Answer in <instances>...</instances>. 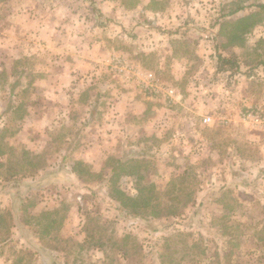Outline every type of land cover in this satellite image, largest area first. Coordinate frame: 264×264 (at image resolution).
Here are the masks:
<instances>
[{
    "label": "rangeland",
    "instance_id": "obj_1",
    "mask_svg": "<svg viewBox=\"0 0 264 264\" xmlns=\"http://www.w3.org/2000/svg\"><path fill=\"white\" fill-rule=\"evenodd\" d=\"M256 3L0 0V264H98L84 220L135 238L141 254L119 264H264V122L242 116L264 119V65L247 75L264 61ZM253 14L231 39L227 22ZM217 54L238 55L239 71L216 72ZM118 159L112 187L130 196L188 172L183 214L125 213L110 193Z\"/></svg>",
    "mask_w": 264,
    "mask_h": 264
},
{
    "label": "trees",
    "instance_id": "obj_2",
    "mask_svg": "<svg viewBox=\"0 0 264 264\" xmlns=\"http://www.w3.org/2000/svg\"><path fill=\"white\" fill-rule=\"evenodd\" d=\"M250 6L255 7L258 10L255 11V13L264 11V3L250 4ZM242 9L243 8L241 6L237 7L229 14L236 13L237 11ZM254 15L257 14L243 16L241 17V19L237 21L235 20L236 22H227V25L231 24V26L238 28L237 30H229V32L233 31L231 39L240 38V36L249 31V29L253 25H255L257 21H259V19L255 21L254 19H250ZM256 55L257 57H259L258 54ZM257 65H264V61L257 60L255 62V66L253 68H249V70L247 71L248 76L252 75ZM239 68L240 63L238 55L230 54L224 56L222 54H217L215 66L216 72H229L232 74L238 72ZM80 164L81 163L79 162V165ZM121 165L122 162L120 159H118L116 160L115 165L111 168V187L113 186L112 184L116 177V169ZM91 175H93V173H91ZM191 185L192 176L188 172H184L183 174L170 179L163 191H158L149 184L138 185L136 187L137 193L135 194V196L127 195L124 193V191L115 187H112L110 189V193L112 198L127 214L145 219H160L163 217L175 218L183 214V207L188 205V203H190L193 199L192 195L195 189L193 188L190 190L189 188L191 187ZM179 204H181L180 208H178ZM85 218H89V216L87 215L85 216ZM82 228L85 234L84 242L90 244L93 249H98L103 253V257L98 259L97 261L98 264H119L122 260L127 262L131 257V253L137 252L138 254H141V248L138 246L135 238L130 234H125L120 237H117L112 233L107 234L103 232L104 229L99 225L95 228H89L88 222L86 220L83 221ZM164 239L168 241L169 236L165 237ZM75 245L80 246L79 243H74V246ZM160 258L161 264H172V261H174L173 259H171V261L166 260L165 254H161ZM174 264L178 263L176 262Z\"/></svg>",
    "mask_w": 264,
    "mask_h": 264
},
{
    "label": "built area",
    "instance_id": "obj_3",
    "mask_svg": "<svg viewBox=\"0 0 264 264\" xmlns=\"http://www.w3.org/2000/svg\"><path fill=\"white\" fill-rule=\"evenodd\" d=\"M109 67L113 72H118L120 74H125V73H132V68L131 66L128 65L127 62L117 58V57H112L109 63ZM134 75L138 76L140 78V81H142L144 85L145 90H157L159 92H162L165 94L166 97L168 98H173L175 93L174 89L171 87H166V86H161L162 83L158 80V78L155 77L151 72H146L143 74V78L139 76L140 73L138 71L133 72ZM243 118L247 119L250 118L254 120L256 123L264 122L263 116L260 112V109L255 106V107H249L248 110L245 111V113L242 114ZM224 120H221L223 122ZM203 122L207 123L209 125L212 124V122H215V118H212L210 116H204L203 117Z\"/></svg>",
    "mask_w": 264,
    "mask_h": 264
}]
</instances>
